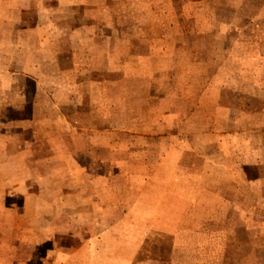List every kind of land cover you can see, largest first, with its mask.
I'll return each instance as SVG.
<instances>
[{"label":"crops","instance_id":"crops-1","mask_svg":"<svg viewBox=\"0 0 264 264\" xmlns=\"http://www.w3.org/2000/svg\"><path fill=\"white\" fill-rule=\"evenodd\" d=\"M81 3L80 0H0V205L3 204L0 207V264H25L24 260L29 259L36 246L44 242L53 245L62 236L60 234L64 232L55 227V220L68 218L67 211L60 205L51 204L102 202V187L104 184L112 187V182H104L103 162L101 158L96 159V152L100 155V139L106 138L110 142L113 137L117 139L118 124L122 120L120 107L128 108L125 120L130 124L142 122V132L147 134L156 131L183 134L182 124L196 121L192 109L183 108L184 104L187 105L182 96L183 78L179 76L177 79L176 76L182 75L183 69H177V62L173 59L171 66L164 61L159 62V68L146 69L143 83L135 86L146 95L145 99L137 97L136 88L126 98L111 95L103 103L106 110L101 108V100L87 99V86L93 77V84L99 85L105 75L110 80L107 87L114 91L113 86L120 85L118 78H127L130 73L126 71L127 67H114L104 72L102 66L95 67V58L93 66H88L87 58L90 59L92 53L97 55V47L99 56L104 51L103 20L88 23L83 18L71 20L59 15L71 12L72 7H80ZM96 4H93L94 8ZM112 36L118 37V34ZM158 36V41L154 42L159 43V49L155 52L170 58L176 56V51L182 55L177 50L181 37L176 34L173 37ZM146 38L147 43L152 44L151 40L156 37L149 35ZM151 47H148L150 52L153 51ZM163 55L160 59L166 58ZM188 67L191 70H187V74H197L194 62ZM24 77L29 78V82ZM170 89L174 92L168 100ZM28 91L29 96H26ZM160 96L164 98L161 101ZM154 104L162 109L152 119ZM189 105H193L192 100ZM19 107L27 109L25 118L19 114H23ZM103 122L108 123L104 129ZM152 123L159 125L152 126ZM169 124H173L174 130H168V127L172 128ZM24 134H33L27 150L23 145L26 142L22 138ZM75 135L78 137L73 139H80L77 145L54 147L52 140L60 137L65 140ZM255 136L262 139L261 148L256 147L250 154L246 148L239 149L237 168L223 163V168L218 171L214 162L206 169L214 175H221L222 182H216V187L238 188L236 194L231 193V188L224 192H216V189L206 198L198 196V190L193 188L184 194V174L179 169L183 148L171 147L167 154L162 153L163 157L156 163L159 180L150 182L149 187L144 182L140 208L125 211L117 217L138 219L144 223L130 228L133 234L135 228H141L137 232L142 233V238L137 245H128L127 260L123 264H264V129L262 134ZM88 144L92 146L90 149ZM40 145L48 146L45 152H40ZM39 154L45 155L44 164L38 162ZM110 164V168L115 165ZM248 164H255L258 168L259 174L251 179L247 178ZM184 176L191 177L186 186H198L197 182H192L193 176ZM248 181L255 187V194L247 193ZM88 185H95V192H90L93 199L86 196ZM151 187L160 188L159 196L152 197ZM97 188H101L100 193ZM7 202L14 204L11 213L7 211ZM27 203H42L45 209L28 212ZM97 212L100 214L95 213L94 218L104 217L102 212ZM107 212L111 218H116L114 210ZM38 218L47 220L46 229L40 230L39 222L32 221ZM147 219H166L167 222L146 228L144 220ZM23 222L30 223L31 227L23 231L19 228ZM4 233L13 236L14 250L9 246H5L6 250L2 247ZM95 236L94 241L93 238L84 241V248L79 245L74 256L85 257L79 259L80 263H99V254L105 246L110 251L111 261L105 263L102 260L101 263H122L117 259L118 246L103 242L99 234ZM171 236L175 237L171 239ZM24 247L28 251L26 257H23ZM51 248L49 250L53 251ZM64 249L62 247L61 251ZM60 254L65 256L67 253ZM50 255L45 261H50Z\"/></svg>","mask_w":264,"mask_h":264},{"label":"rangeland","instance_id":"rangeland-1","mask_svg":"<svg viewBox=\"0 0 264 264\" xmlns=\"http://www.w3.org/2000/svg\"><path fill=\"white\" fill-rule=\"evenodd\" d=\"M80 2H82L80 7H72L71 12H61L59 15L60 18L71 20L83 18L88 23L94 22L95 19L103 20L104 51L99 56L97 47V55L92 53L91 58H87V62H90L88 66H93L95 58V67L102 66L104 72L114 67H127L126 71L130 73L126 75L127 78L125 76L118 78L117 82L120 85L113 86L114 91L110 86L107 87L110 80L105 75L99 85L93 84V77L92 83L87 86V99L101 100L103 110H106L103 103L107 102L111 95L120 99L124 98L122 97L124 95L126 98L135 88L137 97L141 100L145 99L146 95L135 86L143 83V76L148 71L146 69L157 68L160 66L159 62L164 61L171 66L173 59L177 62V69H183L182 75H176L177 79L179 76L183 78L182 96L184 102H187L183 108L188 111L192 109L196 121L184 122L183 134H170L173 132L170 130H174L173 124H169L172 128L168 127L170 132L167 134L159 131L147 134L142 132V122L128 123L125 120L128 108L120 107L119 115L122 120L118 124L117 139L114 140L116 137H113L112 142L106 138L100 139L101 156L96 152V159L101 158L103 162L104 182H112V187L104 184L102 202L97 204L90 200L51 204L60 205L62 210L67 211L68 218L55 220V227L60 228L64 233L56 240L59 243L55 242L51 245L44 242L36 246L31 250L29 259L24 260L25 264H82L79 259L85 257L74 254L79 250V245L85 247V240L88 242L93 238L94 241L97 238L96 234H99L103 242H113L118 246L117 259L122 262L118 264H123L127 260L128 245H137L142 238V233L137 232L141 228H135V234L130 228L144 223L138 219H126L125 215V218L117 219V217L125 211L140 208L139 204H142L144 198V182H147L149 187L150 182L156 180L157 183L159 180L160 171L156 163L163 157L162 153L167 154L171 147L183 148L179 162V169L182 171H179L184 175L193 176L192 182L198 183V186H186L191 182V177L183 175V192L186 194L190 193L191 188L197 189L198 196L206 198L216 189H218L216 192H224L231 188L232 194L238 192V188L232 186L216 187V182H222L221 175L217 176L210 173V170L207 171L208 164L215 162L218 171L223 168V163L230 164L231 168L235 169L239 162V149L246 148L247 154H250L256 147L261 148L260 143L263 142L255 134H262L264 129V0H80ZM96 2L94 8L93 4ZM114 34H118V37L112 36ZM174 34L181 37L182 42L180 41V45L177 44V50L179 49L182 55L176 51V56L170 58L154 51L159 49V43L154 42V40L158 41V35L173 37ZM149 35L156 37L151 40L152 44L147 43L146 36ZM121 36L127 37L121 38ZM149 45L152 46L151 52L148 50ZM162 55L166 58L160 59ZM193 62L197 74L194 75V72L187 74L186 71L191 70L188 66ZM97 76L99 78L100 74ZM24 79L29 82V78L24 77ZM89 81L88 78V83ZM173 92L174 89H170L166 99H171ZM26 96H29V91L26 92ZM160 98L156 99L160 101L164 99L162 96ZM191 100L193 105H189ZM152 106H155L152 109V119H154L153 116L162 108L156 104ZM18 109L23 113L19 114L25 118L24 113L27 109L22 107ZM103 123L104 129L105 124L108 123ZM157 125L152 123V126ZM1 126L2 124L0 128ZM127 129L129 132L126 131ZM73 137L78 135L65 140L62 137L52 140L54 147L77 145L80 139ZM22 138L26 139L23 145L27 150L31 146L33 134H24ZM47 147L40 145V152H45ZM90 147L92 146L88 144V149ZM226 148L232 150L228 151ZM44 157L45 155L39 154L38 162L44 164ZM27 158L29 161V155ZM111 162L115 164L113 168H110ZM164 171H166L165 167ZM92 173L94 170L90 171L91 175ZM262 173L264 174V170ZM258 174L256 165L248 164L247 178L251 179ZM89 181L90 176L88 183ZM149 189L152 197L159 196L160 188ZM246 189L248 194H255V187L251 186L250 182ZM94 190L95 185L93 187L88 185L86 196L93 199L90 192ZM97 190L100 193L101 188ZM6 205L9 209L7 211L11 213L14 204L7 202ZM0 207H3V204ZM26 208L28 212H40L45 209L42 203H27ZM112 210L116 212V218H111L107 212ZM97 211L102 212L104 217L94 218L95 213L100 214ZM80 214L86 216H77ZM32 221L39 222L40 230L46 229V219L38 218ZM144 222L148 228L152 225L158 227L167 220L147 219ZM32 226L34 228V224ZM30 227V223L27 222L19 225L23 231ZM173 237L175 236H171V239ZM163 239L166 241V238ZM2 240V247L5 250V246L14 250L16 242L13 236L4 233ZM61 242L62 247L65 248L63 251H61ZM50 247L53 251L49 250ZM24 248L23 257H26L28 251L26 247ZM49 253L52 254L51 259L45 261ZM60 253L67 254L62 256ZM86 253H89L88 250ZM1 254L3 255L4 252ZM99 255L101 256L99 263L86 264H103L102 260L110 263L111 254L106 246ZM63 260L66 262L63 263ZM88 260L87 258V262Z\"/></svg>","mask_w":264,"mask_h":264}]
</instances>
